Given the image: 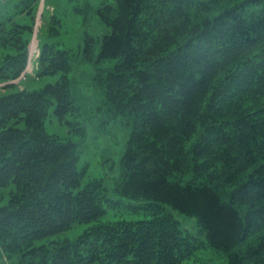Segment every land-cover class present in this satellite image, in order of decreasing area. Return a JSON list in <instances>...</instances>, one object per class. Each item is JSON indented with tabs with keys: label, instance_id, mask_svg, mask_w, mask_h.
Masks as SVG:
<instances>
[{
	"label": "trees",
	"instance_id": "obj_1",
	"mask_svg": "<svg viewBox=\"0 0 264 264\" xmlns=\"http://www.w3.org/2000/svg\"><path fill=\"white\" fill-rule=\"evenodd\" d=\"M68 1L82 49L55 9L22 80L40 0L0 3V259L264 264V0Z\"/></svg>",
	"mask_w": 264,
	"mask_h": 264
},
{
	"label": "rangeland",
	"instance_id": "obj_2",
	"mask_svg": "<svg viewBox=\"0 0 264 264\" xmlns=\"http://www.w3.org/2000/svg\"><path fill=\"white\" fill-rule=\"evenodd\" d=\"M2 1H5V0H0V3ZM92 2L96 6L97 4L100 3V0H92ZM79 4L80 3H76L75 1L69 2L68 0H40L38 11L36 13L35 19L32 21L33 22L32 24H30L31 23L30 18H26L25 15H18L15 17L16 18L15 25L17 28H22V26H25V25L32 26V35H31L32 37L28 45L29 57H28L27 68H26L25 74L21 76L20 78L21 80L26 75H27L26 77H28L29 75L33 74L36 68V62L40 55V46L43 40H45L46 38L45 36L42 35L41 32L44 27H48L49 25H52V22L49 23V19H50L49 16H51L55 12V9H56L57 15L61 19H63V22H64V28L62 30L63 34L61 37L62 41L64 42V45H66L68 48L74 49L75 51L82 49L83 47L82 35H83L85 28L82 27L81 17L78 16V14L74 10V7L78 6ZM90 7L91 6L87 8L88 12H89ZM88 18L91 19L89 28L100 31L101 27L95 22L96 21L95 18L92 15H90V17ZM0 56H2L1 50H0ZM85 67H88V66L77 68L72 73V77L78 81L85 79L84 78L85 75L82 72L84 70L88 71V69ZM18 81L0 82V90H2L5 84H9L12 82L17 83ZM23 84L29 87L30 89H34V88H39L43 86L45 84V81L35 82L31 80V78L29 77L26 81L23 82ZM81 92L85 94V91H81ZM46 127H47L48 132L50 133L58 132L60 136L63 137V139H66L68 137V136H65L66 135L65 131L62 130V128L57 125L56 118H54L53 122H51V120L49 119L46 122ZM106 146L107 145L105 144V142H102V141L98 142L95 147L92 146V143H91L90 145L91 150L85 152L84 158H85V161L89 162L88 175L90 177H99L103 173L100 167V163H101L100 150L101 148H105ZM116 157H117V154H116ZM6 201H7V197L5 196V198L1 200L0 203H5ZM107 218L119 220V219H122V218L125 219L128 217L125 215L122 216L120 213H117L116 210H110ZM87 227L88 226L78 227L74 229L73 231H71L70 233H68L67 235H65V237L75 238L77 235L83 233ZM0 264H13V263L8 262L5 259H0Z\"/></svg>",
	"mask_w": 264,
	"mask_h": 264
}]
</instances>
